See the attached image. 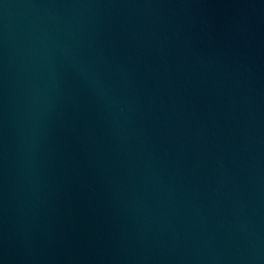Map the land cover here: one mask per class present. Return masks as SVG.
Here are the masks:
<instances>
[{
  "label": "water",
  "instance_id": "water-1",
  "mask_svg": "<svg viewBox=\"0 0 264 264\" xmlns=\"http://www.w3.org/2000/svg\"><path fill=\"white\" fill-rule=\"evenodd\" d=\"M0 264H264V0H0Z\"/></svg>",
  "mask_w": 264,
  "mask_h": 264
}]
</instances>
